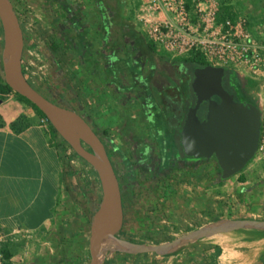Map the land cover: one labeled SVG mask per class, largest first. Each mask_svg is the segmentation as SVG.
I'll list each match as a JSON object with an SVG mask.
<instances>
[{
  "label": "rangeland",
  "instance_id": "rangeland-1",
  "mask_svg": "<svg viewBox=\"0 0 264 264\" xmlns=\"http://www.w3.org/2000/svg\"><path fill=\"white\" fill-rule=\"evenodd\" d=\"M10 1L17 14L23 34L25 32L26 35V44L25 48H23V59L21 63H23L25 75L28 76L32 71H35L37 60L42 59L45 63L49 60L50 52L48 51H50L49 47L51 45L50 34H47L49 33V25L42 24L39 21L36 17L39 9L35 8V6H29L28 0ZM215 1L224 8L232 9L233 7L235 9L233 0ZM133 2L136 3V6H133ZM137 5L138 0H90V4L84 5L83 11L91 19H95L91 27L95 29V36L92 37V41L96 43V62L98 65L101 64L104 66L108 72L105 76L104 72L102 73L101 80L105 81L107 76L109 80L108 84H113L115 88V90L113 88V95L115 94V97L119 98L121 113H123V109L135 112V128H131L129 118L128 122L126 121L127 118H123L120 121L121 125H128V128L125 127L126 131L132 132L133 135H120L118 132L120 129L115 130L114 134L105 135L104 142L107 145L110 160L121 182L126 172L132 171L134 174H138V180L136 179L134 183L132 181L134 184L132 186L136 194H143L142 196H145L146 192L144 191L150 189L147 196L149 197L147 200L148 204L145 208H142V205L141 207L135 206L131 220L126 221L122 225L117 233V237L133 242L154 244L171 240L189 230H194L215 222L211 220L210 215L208 218L200 216L198 207L195 205H192V207L189 206L191 208L190 210H186V212L181 211L182 203H178V206H181V208L178 207L176 210L179 211V215L183 213L185 215L179 218L173 212L175 210L174 205H170L169 202H172V199L175 197L174 193L177 192V184H183L184 181L189 180L188 177L194 168L198 169V166L202 165L203 167L201 166V168L208 169V173L214 175L215 179L219 176V170L214 158H208L199 164H192L189 167L190 169L187 168L188 165L183 163H178L174 168L171 164H168V167L160 166V159L164 157L165 153L163 154L160 149L157 151L155 147L153 133H156V129L154 127L150 129L151 125L146 121L140 107L141 99H143V95L145 94L142 93L140 87L133 84L130 78L132 67H128L125 64L124 32H130L132 37L138 40L140 52L138 53L137 59L142 65L143 75L148 74V66L152 63L156 65L159 73L163 69L162 63L170 64L182 58H170L163 52L157 51L153 45L150 46L152 43L148 40L145 33L140 30L139 26L134 23L133 14L136 11ZM239 19L243 23L245 22L244 17L239 16ZM27 49L32 50L34 55H29L26 52ZM30 61L34 62V64H29ZM49 68H51L50 65ZM173 76L175 78L176 88L171 95L174 99H177L182 94L185 85L181 77L182 75H178L176 72ZM259 76L254 81L248 83L252 92L247 95L251 100L256 98L258 93L264 99V73ZM154 81L165 85L164 82H161L164 81L161 75L158 78V74H156ZM41 85H45L47 90L40 85L35 86V88L42 90V93L48 95L50 100H54L55 103L61 102L56 92L54 79H52L50 85L49 81ZM11 97L16 99L17 104L21 105L22 110L15 118L16 121L13 124L16 122L18 124L19 122L20 124L29 123V116L25 112L27 109L30 112L34 111V113L40 115L39 122L45 123L42 120L43 115L33 105L20 98L14 92L8 91L4 82L0 80V103L5 104ZM154 97L155 103L160 108V112L156 115L157 121L155 125L157 127L159 126V129L160 127L162 128L164 136L161 134L159 137L164 140V137L166 138V136H172L173 134V130L167 127L168 116L166 115V111L170 103L167 102L165 95L157 96L155 93ZM256 105L263 112L261 133L264 135V100L260 101L259 105ZM122 106L124 107L123 109ZM122 115L124 116L125 114L123 113ZM97 122L101 126H104L106 121L99 119ZM44 127L47 128L52 142L56 140L61 141L60 135L52 129L50 124L45 123ZM98 130L102 131L101 128ZM142 140H145L144 142L146 144L142 143ZM148 143H153L154 151L152 156L156 165L150 171H154L153 178L160 177V180L163 179V183L160 184L161 192L164 190L162 196H157L159 193L155 189V192L152 190L153 187L157 188V186H152L149 182L153 179H149V176H152V174L148 175L147 168L140 165L143 160L142 157H145V147ZM85 146L89 148L87 145ZM61 150V148H58V152ZM122 156H125L126 159H123ZM258 156L259 160L257 159V162L260 161V165L257 174L263 173L264 175V148L259 151ZM127 160V163L132 166H129L131 169L129 168L126 171L128 167L126 168L125 162ZM62 165L67 176L62 179L64 182L62 191L63 198L59 201V209L54 219L47 225H42L34 230L18 227L4 230L7 237L11 238V240H8V264H89L90 220L101 200L100 180L96 170L75 152L72 155V162L62 160ZM179 189L178 191L181 192L184 189V185H180ZM132 200L134 202L137 201V199ZM87 202L90 204V208L87 207ZM193 212L199 215L197 219L191 216ZM258 218L263 219L261 217H255V219ZM189 219H193L194 221H189ZM216 219L220 218H214V220ZM259 231L261 230L240 229L231 233L233 236L235 233L254 234L253 236H257L262 234ZM230 235L229 233H223L186 242L162 253L137 252L125 248L113 240L111 242L106 241L103 248L104 264H198L197 259L205 247L209 245H223L228 242H233V240L237 241L231 239Z\"/></svg>",
  "mask_w": 264,
  "mask_h": 264
},
{
  "label": "crops",
  "instance_id": "crops-1",
  "mask_svg": "<svg viewBox=\"0 0 264 264\" xmlns=\"http://www.w3.org/2000/svg\"><path fill=\"white\" fill-rule=\"evenodd\" d=\"M233 2L234 8L237 9H232L238 17H244V27L261 57L255 73L246 66L231 67L240 82L242 81V89L246 94H250L252 89L248 83L264 73V0ZM88 3L90 4V0H28L29 6L39 9L36 15L39 21L49 25L47 34H50L51 45L48 51L50 57L46 62L49 85L54 79L56 92L61 100L56 104L79 112L89 120L91 126L94 124L96 130L101 128L107 135L120 129V135H133L132 132L126 131L128 125H121L120 121L127 118L128 122L129 118L131 128H135V112L123 109L122 106L125 114L123 116L119 98L113 95V84H108L107 76L105 81L101 80L102 73L104 72L105 76L108 72L96 62V43L92 41L95 29L91 27L95 19H91L83 11L84 5ZM133 4L136 6L135 2ZM133 19L141 30L135 13ZM23 35L25 45V32ZM2 48L3 34L0 23V60ZM29 83L34 88L40 85L47 90L45 85H41L44 83ZM35 89L42 93V90ZM42 95L50 100L48 95ZM253 100L259 105L264 99L258 93ZM51 101L55 102L52 99ZM21 111V105L17 104L14 97L5 104L0 103V227L4 230L13 227L34 230L50 223L59 209V201L63 198L62 179L67 176L61 154L56 149L58 141L52 142L47 128L44 127L45 123L39 122L40 115L27 109L25 112L29 116V123L13 124ZM260 111L262 120L261 108ZM99 119L106 121L104 126L97 122ZM258 154L259 152H256L241 171L221 181L210 175L208 169L201 168L202 165L198 166V169L194 168L188 177L189 180L177 184L175 197L169 202L175 207L174 214L179 218L185 215H179L176 210L181 208L178 203H182L181 211L186 212L195 205L200 216L208 218L210 215L211 220L215 222L255 217L264 219V175L257 174L260 165V161L257 162ZM200 162L190 163L187 168L190 169L192 164ZM147 172L148 175L154 173L149 170ZM123 178L122 182L120 181L122 186L130 187V192L128 188H124L122 197L124 224L131 220L135 206L142 205V208H145L148 204L150 189L144 191L145 196L138 195L132 186L134 181L138 180V174L125 173ZM152 178L153 175L151 178L149 176L150 180ZM162 181L160 177L149 181L152 186H157L152 189L159 193L157 196L164 194L160 186ZM178 185H184L181 192L178 191ZM132 199L139 201L134 202ZM87 205L88 208L91 207L88 202ZM196 214L193 212L191 216L197 219L199 215ZM217 217L220 219L214 220ZM231 232L236 230L227 233L231 234V239L237 241L205 247L197 259L198 264H264V233L257 236L235 233L237 235L233 236Z\"/></svg>",
  "mask_w": 264,
  "mask_h": 264
},
{
  "label": "water",
  "instance_id": "water-1",
  "mask_svg": "<svg viewBox=\"0 0 264 264\" xmlns=\"http://www.w3.org/2000/svg\"><path fill=\"white\" fill-rule=\"evenodd\" d=\"M3 48L0 77L17 94L34 104L73 151L97 172L101 200L90 220L89 264H104L103 242L113 240L137 252L162 253L180 244L240 229L264 231V219H229L182 233L159 243L133 242L117 237L123 224L121 190L104 142L79 112L56 104L38 92L22 72L24 36L10 0H0ZM195 102L179 130L183 154L191 159L214 158L224 180L254 157L261 135V111L255 103L237 101L223 86L225 67L206 64L192 72ZM218 97V101L213 98ZM206 101L204 116L197 114ZM87 145L89 148H86Z\"/></svg>",
  "mask_w": 264,
  "mask_h": 264
},
{
  "label": "built area",
  "instance_id": "built-area-1",
  "mask_svg": "<svg viewBox=\"0 0 264 264\" xmlns=\"http://www.w3.org/2000/svg\"><path fill=\"white\" fill-rule=\"evenodd\" d=\"M135 17L155 49L170 58L199 55L208 64L229 68L246 66L253 73L259 64V51L244 23L233 9L224 8L215 0H138ZM26 52L34 55L30 49ZM36 63L34 73L28 76L21 63L24 76L29 81L48 82L46 63L42 59ZM42 120L50 124L45 116ZM56 146L57 150L62 149L61 159L72 162L74 151L62 137ZM263 148L261 133L256 152ZM8 240L11 238L0 227V264H8Z\"/></svg>",
  "mask_w": 264,
  "mask_h": 264
},
{
  "label": "flooded vegetation",
  "instance_id": "flooded-vegetation-1",
  "mask_svg": "<svg viewBox=\"0 0 264 264\" xmlns=\"http://www.w3.org/2000/svg\"><path fill=\"white\" fill-rule=\"evenodd\" d=\"M124 49H125V53H124L125 64L128 67H132L130 71L131 73L130 78L132 79L133 84H135V86L137 87H140L142 89V93L145 94L143 95V99H141L140 107H141L142 113L144 114L146 121L151 125L150 129H153V127L156 129V133H153V140L155 141V147L157 151H159L160 149L163 154L165 153L164 157L160 159V166L168 167V164H171V166H173L174 168L175 166H177L178 163L189 165L190 163H196L198 161L200 162L203 160H207L203 158L194 160L182 154L183 151L181 149L180 143H179L180 147H178V145H176L175 141L173 140L174 131H173L172 136H166V138L164 137V140H163L159 137L161 134H163L164 136V132L162 128L160 127L159 129V126L157 127L155 125L157 121L156 115L160 112V108L155 103L154 94L156 93L157 96L165 95L167 102H169V100L173 98L171 94H173L172 92L176 88L175 78L173 76L174 74H176V72L178 75H182L181 77H182V80L185 86H184V90L182 91V94H180V96L175 100L182 101L183 99L188 97L190 101H189V105H187V107L185 108V115H186L188 108L194 104L196 97L191 88V81H192L193 75H190L188 73L186 65L180 62H171L170 64L162 63L161 65L163 69L159 71L160 73L159 74L158 70L156 69L157 68L156 65L152 63L148 66L149 68L148 74L143 75L142 65L137 59L138 53L140 52L138 40L132 37L131 33L128 31L124 32ZM156 74H158V78H160V75H161V77L164 79V81H161V82H164L165 85H162L154 81V77L156 76ZM155 90L156 92H154ZM213 98L218 101V97L213 96ZM205 106H206V101H203L199 106L197 114L200 118H203L204 116ZM175 112H176L175 107L170 103L169 108L167 107L166 115L169 118V115L176 114ZM93 130L99 135L101 140H103L104 142V137L106 134L103 131H99L98 129L96 130L95 126L93 127ZM144 141L142 140L141 142L146 144V142ZM104 144L107 149V145L105 142ZM153 151H154L153 143H148L145 147V157L144 158L142 157L143 160H142V163H140L142 167L145 166L147 168V171L152 170V168L156 166L153 161L154 159L152 156ZM122 158L126 159L125 156H122ZM127 162L128 160L125 162L126 168L128 167L126 171L129 170L130 168L129 166H132L131 164L129 165V163ZM128 174L132 175L133 172L132 171L128 172ZM150 177L152 176L150 175Z\"/></svg>",
  "mask_w": 264,
  "mask_h": 264
},
{
  "label": "trees",
  "instance_id": "trees-1",
  "mask_svg": "<svg viewBox=\"0 0 264 264\" xmlns=\"http://www.w3.org/2000/svg\"><path fill=\"white\" fill-rule=\"evenodd\" d=\"M150 46H152V44ZM174 62H180V63L186 65L187 70H188V73L190 75H192L193 69L195 67H197V66H204V65L208 64L199 55H192L190 57L182 58L179 61L176 60ZM0 80H2L4 82V84H5V86H6V88H7L8 91L14 92L5 83V81L1 77H0ZM223 86L230 93H232L234 95L235 100H237V101H248V102L254 103L248 97V95L245 93V91L242 89L241 82H240L239 78L237 77L235 71L232 68L225 67V73H224V77H223ZM14 93L16 95H18L20 98H22L23 100L29 102L31 105H33L37 109V111L39 113H41V111L34 104H32L30 101H28L26 98H24L23 96L17 94L16 92H14ZM189 101L190 100L188 99V97H186L182 101L181 100H175L173 98H171L169 100V103H171L175 107V111H176L175 113L176 114L169 115L167 127L173 129V131H174V136H173L174 139L173 140L175 141L176 145H178V147H180V145H179V139H180L179 130H180L181 125L183 123V120H184V117H185V108L187 107V105H189ZM51 127H52V125H51ZM52 129L57 133V131L53 127H52ZM217 168H218V166H217ZM218 170H219V168H218ZM117 178H118V176H117ZM217 180L218 181H221L222 179H220V177L218 176ZM118 181H119L120 190H121V197H123L124 188H128V192H130L129 191V188L130 187H128V186L127 187L122 186V183H120L119 178H118ZM259 232L260 233H264V231H259Z\"/></svg>",
  "mask_w": 264,
  "mask_h": 264
},
{
  "label": "bare ground",
  "instance_id": "bare-ground-1",
  "mask_svg": "<svg viewBox=\"0 0 264 264\" xmlns=\"http://www.w3.org/2000/svg\"><path fill=\"white\" fill-rule=\"evenodd\" d=\"M107 242H111V240H106ZM106 241H104L103 242V248H104V243L106 242ZM113 242V241H112ZM119 246V245H118ZM120 247V246H119Z\"/></svg>",
  "mask_w": 264,
  "mask_h": 264
}]
</instances>
